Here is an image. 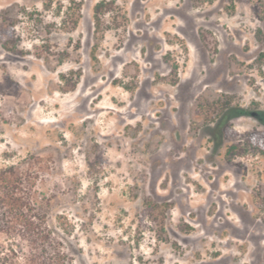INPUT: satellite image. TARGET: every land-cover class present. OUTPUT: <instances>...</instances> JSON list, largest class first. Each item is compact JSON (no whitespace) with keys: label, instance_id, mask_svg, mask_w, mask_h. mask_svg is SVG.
<instances>
[{"label":"rangeland","instance_id":"374dc122","mask_svg":"<svg viewBox=\"0 0 264 264\" xmlns=\"http://www.w3.org/2000/svg\"><path fill=\"white\" fill-rule=\"evenodd\" d=\"M0 179L40 264H264V0H0Z\"/></svg>","mask_w":264,"mask_h":264},{"label":"trees","instance_id":"16d2710c","mask_svg":"<svg viewBox=\"0 0 264 264\" xmlns=\"http://www.w3.org/2000/svg\"><path fill=\"white\" fill-rule=\"evenodd\" d=\"M101 6L102 2L95 5V14ZM96 21L98 23L97 18ZM0 182L5 183L3 187L0 186V264H19L18 256L20 254L7 245L8 240L14 239V236L10 233V229L13 228L12 224L14 223L20 224L25 228L30 227L31 223L23 218L21 204L14 198L13 187L10 190L9 186H7L8 181L6 180L0 179ZM14 211L17 213H14ZM9 213H14L10 216L11 218L8 217ZM18 236L21 237V235ZM19 258L23 260V264H40L35 258L26 257L23 254Z\"/></svg>","mask_w":264,"mask_h":264}]
</instances>
